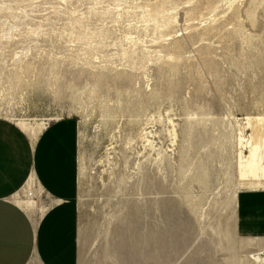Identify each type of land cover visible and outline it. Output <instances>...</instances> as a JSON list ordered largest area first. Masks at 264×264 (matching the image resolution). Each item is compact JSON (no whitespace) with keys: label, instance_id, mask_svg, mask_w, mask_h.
Here are the masks:
<instances>
[{"label":"rangeland","instance_id":"374dc122","mask_svg":"<svg viewBox=\"0 0 264 264\" xmlns=\"http://www.w3.org/2000/svg\"><path fill=\"white\" fill-rule=\"evenodd\" d=\"M204 2L201 17L183 3L150 18L144 0H0V117L36 135L78 125L79 264H264L249 256L264 239L235 222L252 188L237 180L247 121L264 116V0L254 26ZM131 111L148 123L144 149H124ZM28 192L40 200L33 183L14 198L33 209Z\"/></svg>","mask_w":264,"mask_h":264},{"label":"crops","instance_id":"0c3cea01","mask_svg":"<svg viewBox=\"0 0 264 264\" xmlns=\"http://www.w3.org/2000/svg\"><path fill=\"white\" fill-rule=\"evenodd\" d=\"M79 132L59 118L29 134L0 117V264H79ZM33 183L29 209L14 198ZM241 239H264V188L236 194Z\"/></svg>","mask_w":264,"mask_h":264},{"label":"bare ground","instance_id":"6f19581e","mask_svg":"<svg viewBox=\"0 0 264 264\" xmlns=\"http://www.w3.org/2000/svg\"><path fill=\"white\" fill-rule=\"evenodd\" d=\"M197 2H201L199 6L196 3H192L191 0H185L184 2L183 0H144L143 7L148 17L156 18L160 15H163L166 12L176 10L178 7H180V5L184 3V4L189 5L188 6V11H190L189 16L201 17L203 15V11L210 8V5L207 2H204V0H197ZM218 2H224L225 9L223 10L224 12H222L224 13V15L227 11H229L230 12L229 15L233 20L235 18H238L240 16V13L243 12L246 18L248 19V21L250 22L251 26H254L256 23V9L257 7H259V5H261L263 0H218ZM242 4L244 5L243 8H241ZM171 14L172 15H170V18L166 21V27L169 29L171 28L172 24L176 22V16H175L176 11ZM216 20L217 19L213 18L209 20L208 25H204L203 27H201L202 28L201 33L203 36L206 35L207 31L211 27H213ZM191 28L195 29L197 28V26H194L192 24ZM128 125H129L128 134L126 137L125 136L123 137L125 138V141H124L125 150H129V151L135 150L138 144H143L142 145L143 149L145 145H150L151 143V140L149 138L150 131H148L149 126L147 122H144V123L139 122L137 114L131 111ZM247 126L250 129L249 150H248L247 155H245L246 157L243 156L244 158L242 159L239 156L238 158L237 180L240 185H248L252 187L250 189H260V188H264V116H260L256 118L252 117V119L247 121ZM120 135L121 134H119V136ZM172 135H173V143H174L177 137L174 124L172 128ZM112 148H109V149H112ZM145 150L143 152H145ZM143 156H145V154ZM136 161H137V164H136L137 169L142 170L141 166L143 165H140L139 163L140 160L137 159ZM128 167H129V164L126 168ZM125 174H127V172ZM139 174H140L139 177L136 180H134L133 183H135L139 187L140 191H143L144 184L147 181V176L146 174H144V172L143 174H141V172ZM130 178L131 176L128 174L126 176L123 173L121 174L122 183L128 182ZM27 196L29 198L35 199V196L33 195L32 192H28ZM244 240H246L247 242L254 241V239H244ZM260 255L264 257V250L255 251L249 254L250 258L254 260L259 259L258 257Z\"/></svg>","mask_w":264,"mask_h":264},{"label":"built area","instance_id":"2783aa9c","mask_svg":"<svg viewBox=\"0 0 264 264\" xmlns=\"http://www.w3.org/2000/svg\"><path fill=\"white\" fill-rule=\"evenodd\" d=\"M29 195H30V193H29Z\"/></svg>","mask_w":264,"mask_h":264}]
</instances>
